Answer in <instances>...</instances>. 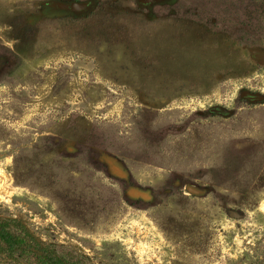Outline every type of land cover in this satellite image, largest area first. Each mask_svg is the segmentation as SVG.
Instances as JSON below:
<instances>
[{
  "label": "rangeland",
  "instance_id": "obj_1",
  "mask_svg": "<svg viewBox=\"0 0 264 264\" xmlns=\"http://www.w3.org/2000/svg\"><path fill=\"white\" fill-rule=\"evenodd\" d=\"M263 201L264 0H0V218L89 264H264Z\"/></svg>",
  "mask_w": 264,
  "mask_h": 264
},
{
  "label": "trees",
  "instance_id": "obj_2",
  "mask_svg": "<svg viewBox=\"0 0 264 264\" xmlns=\"http://www.w3.org/2000/svg\"><path fill=\"white\" fill-rule=\"evenodd\" d=\"M0 259L24 264H89L74 249L38 241L16 219L0 218Z\"/></svg>",
  "mask_w": 264,
  "mask_h": 264
},
{
  "label": "water",
  "instance_id": "obj_3",
  "mask_svg": "<svg viewBox=\"0 0 264 264\" xmlns=\"http://www.w3.org/2000/svg\"><path fill=\"white\" fill-rule=\"evenodd\" d=\"M145 2H147V1H145ZM50 5L61 8V9H68V10H72V11H81V10L87 8L89 3L88 2H85V3L73 2V3L67 4V3H61V2H52Z\"/></svg>",
  "mask_w": 264,
  "mask_h": 264
},
{
  "label": "bare ground",
  "instance_id": "obj_4",
  "mask_svg": "<svg viewBox=\"0 0 264 264\" xmlns=\"http://www.w3.org/2000/svg\"><path fill=\"white\" fill-rule=\"evenodd\" d=\"M188 191L191 193V194H197L198 191L195 189V188H192V187H188ZM262 208H264V201L262 203Z\"/></svg>",
  "mask_w": 264,
  "mask_h": 264
}]
</instances>
